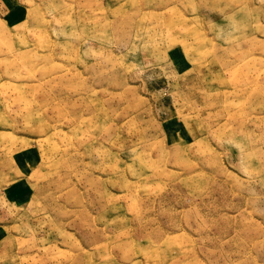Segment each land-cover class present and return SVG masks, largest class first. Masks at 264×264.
<instances>
[{"label": "rangeland", "instance_id": "rangeland-1", "mask_svg": "<svg viewBox=\"0 0 264 264\" xmlns=\"http://www.w3.org/2000/svg\"><path fill=\"white\" fill-rule=\"evenodd\" d=\"M0 264H264V0H0Z\"/></svg>", "mask_w": 264, "mask_h": 264}, {"label": "bare ground", "instance_id": "bare-ground-1", "mask_svg": "<svg viewBox=\"0 0 264 264\" xmlns=\"http://www.w3.org/2000/svg\"><path fill=\"white\" fill-rule=\"evenodd\" d=\"M159 5H161L160 3H159ZM168 21H170V20H168ZM174 22V20L171 22V23H173ZM196 38H198V36L196 37ZM231 64V63H230Z\"/></svg>", "mask_w": 264, "mask_h": 264}]
</instances>
